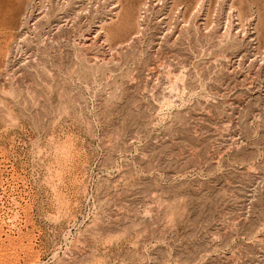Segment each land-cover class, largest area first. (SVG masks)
Masks as SVG:
<instances>
[{"label": "rangeland", "instance_id": "1", "mask_svg": "<svg viewBox=\"0 0 264 264\" xmlns=\"http://www.w3.org/2000/svg\"><path fill=\"white\" fill-rule=\"evenodd\" d=\"M0 264H264V0H2Z\"/></svg>", "mask_w": 264, "mask_h": 264}, {"label": "bare ground", "instance_id": "2", "mask_svg": "<svg viewBox=\"0 0 264 264\" xmlns=\"http://www.w3.org/2000/svg\"><path fill=\"white\" fill-rule=\"evenodd\" d=\"M1 1H2V0H1ZM1 1H0V2H1ZM6 1H8V0H6ZM9 1H10V0H9ZM15 1L17 2L18 0H14V2H15ZM144 1H145V0H144ZM16 4H17V3H16ZM115 4H116V3H115ZM2 5H3V4H2ZM144 5H145V4H144ZM17 6H18V5H17ZM120 7H121V6H120ZM148 7H149V6H148ZM114 8H115V7H114ZM145 10H147V12H148V8L145 9ZM3 11H4V10H3ZM155 11H156V10H155ZM197 13H198V11H197ZM140 15H141V14H140ZM195 15H196V14H195ZM195 15H194V16H195ZM26 17H27V16H26ZM141 17H142V16H141ZM24 18H25V17H24ZM197 18H198V17H197ZM205 18H206V17H205ZM140 19H141V18H140ZM143 20H144V19H143ZM190 20H191V19H190ZM205 20H206V19H205ZM206 21H208V20H206ZM206 21H205V22H206ZM140 22H141V21H140ZM147 22H148V21H147ZM184 22H185V21H184ZM196 22H197V21H196ZM205 22H204V23H205ZM185 24H186V23H185ZM198 24H199V23H198ZM198 24H196V26H197ZM227 24H228V23H227ZM207 25H208V24H207ZM228 25H229V24H228ZM228 25L226 26V29L224 30V33L228 32V30H229V29H228V28H229ZM185 27H186V26H185ZM198 27H200V24L198 25ZM198 27H197V28H198ZM204 27H205V26H204ZM206 27H207V26H206ZM208 27H209V26H208ZM212 27H213V26H212ZM209 28L211 29V27H209ZM145 29H146V28H145ZM206 29H207V28H206ZM206 29H205V30H206ZM207 30H208V29H207ZM181 31H182V30L180 29L179 32H181ZM188 32H189V31H188ZM209 32H211V30H210ZM222 33H223V32H222ZM224 33H223V35H225ZM228 33H229V32H228ZM203 35H204V37H209L210 34L208 33V31H206ZM223 35H222V36H221V34L219 35V39H220V40H221L220 37H223ZM225 36H226V35H225ZM225 36H224V37H225ZM231 37H232V36H231ZM233 37H234V36H233ZM84 38H85V37H84ZM176 38H177V37H176ZM183 38H184V37H183ZM209 38H210V37H209ZM226 38H227V36L225 37V39H226ZM228 38L230 39V36H228ZM235 38H236V37H235ZM138 39H139V38H138ZM201 39H202V38H201ZM201 39H200V40H201ZM219 39H218V40H219ZM229 39H228V40H229ZM23 40H24V39H23ZM222 40H223V38H222ZM93 41H96V38H94ZM225 41H226V40H225ZM219 42H221V41H219ZM222 42H224V41H222ZM155 58H156V57H155ZM173 83H174V82H172L171 91H173L175 88L177 89V87H176ZM175 84H176V83H175ZM168 90H169V89H168ZM174 91H175V90H174ZM172 93H173V92H172Z\"/></svg>", "mask_w": 264, "mask_h": 264}]
</instances>
